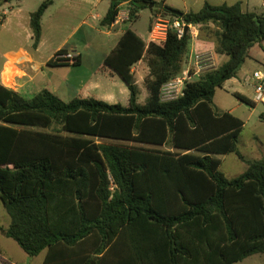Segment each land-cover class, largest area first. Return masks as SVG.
<instances>
[{"label": "trees", "instance_id": "16d2710c", "mask_svg": "<svg viewBox=\"0 0 264 264\" xmlns=\"http://www.w3.org/2000/svg\"><path fill=\"white\" fill-rule=\"evenodd\" d=\"M108 1L102 27L123 3L133 22L157 2ZM52 3L30 14L34 47ZM149 11L187 16L199 39L227 59L163 102L161 87L183 71L189 30L178 38L168 29L164 41L146 43L128 28L99 69L125 84L123 104L82 95L65 102L48 89L26 98L0 83V201L10 219L0 232L30 257L45 251L43 264H235L264 254V157L239 153L244 122L214 104L216 90L264 43V9L205 3L182 15L166 5ZM53 57L48 66H68ZM145 57L148 97L139 103L133 67ZM230 154L247 169L229 179L217 157Z\"/></svg>", "mask_w": 264, "mask_h": 264}, {"label": "rangeland", "instance_id": "374dc122", "mask_svg": "<svg viewBox=\"0 0 264 264\" xmlns=\"http://www.w3.org/2000/svg\"><path fill=\"white\" fill-rule=\"evenodd\" d=\"M103 11V6H100L94 10V13L102 14L104 13ZM164 18L168 19L169 17ZM150 19L154 21V17H151L150 11L144 9L139 12L138 19L133 20V22L136 21L132 24L133 26L128 25L133 30H136L146 42L149 37L148 27ZM83 21H85V25L81 24L78 26ZM69 25L63 33L64 39L69 36L64 50L67 53L80 55V63L74 66L58 67L59 69L54 71L55 80L60 79L62 82L57 96L65 102L70 101L78 95L97 96L103 100L105 99L103 95L109 93L114 96L110 100L111 103H125L128 98L125 84L118 77H110L99 70L103 65L105 57L115 47L119 37L114 35V32L108 35L105 30L99 29L97 21L93 20L91 16L81 18V15H78L71 17ZM194 43L195 41H190L189 51L184 57V71L188 70L190 74H194L196 70L194 56L196 54L199 56L198 65L201 67L200 72L216 68L222 63L212 53L205 51L206 49H193ZM54 47L52 49H55ZM52 49L47 50L45 55L50 54ZM250 54L251 56L245 60L236 77L227 81L222 89L216 90L214 104L218 110L227 111L245 123L237 148L245 159L256 160L264 155V147L260 144L264 143V118H260L264 114V103L256 102L254 107H250L241 103L234 96V93H240L254 101V78L252 74L255 71L264 72V46H253L250 49ZM223 58L227 59L225 56ZM200 72L193 75L189 82L197 80ZM133 75L139 91L138 102L144 103L148 97V91L144 83V79L148 75L147 57L142 59L140 65L133 70ZM94 85L96 86V90L93 88ZM253 150L257 152H251ZM217 158L220 161L219 170L229 179L237 177L247 169V164L238 159L235 154L219 156ZM8 223L9 216L0 202V226L7 225ZM8 244L6 248L9 255L18 264L36 263L43 256L42 253L35 259L28 256L12 239H8ZM235 264H264V254L252 255Z\"/></svg>", "mask_w": 264, "mask_h": 264}, {"label": "crops", "instance_id": "0c3cea01", "mask_svg": "<svg viewBox=\"0 0 264 264\" xmlns=\"http://www.w3.org/2000/svg\"><path fill=\"white\" fill-rule=\"evenodd\" d=\"M43 1L45 0H21L11 2L0 0V83L26 98H31L43 89H48L56 95L59 92L62 82L60 79L55 80L54 72L59 68L50 67L47 63L57 51L64 50V46L68 42L69 36L64 39L63 33L67 27L70 26L69 23L71 17H76L78 15H81V18L91 16L93 20L97 21L99 29L105 30L108 35L111 32H114V35L117 37H120L126 29L130 28L144 41L143 37L138 34L136 30L131 28L133 26L132 24L136 21L129 22V18L124 22L112 24L109 27H102L100 25V21L109 7L108 0H53V3L46 9L42 16L40 41L38 45L34 47L32 30L30 27V14L36 11ZM158 1L160 0H157V2ZM162 2L164 5L183 14L197 12L205 3L213 6H231L240 4L243 12L259 13L264 9V0H164ZM100 6H103L104 13H94V10ZM120 9L122 11H129L128 3H123L120 6ZM81 24L85 25V21L79 23L78 26ZM128 25H131V27ZM148 36L147 42L144 41L146 43L150 42L149 31ZM255 46L262 47L264 46V43L260 45L256 44ZM53 47L55 49H52ZM194 48L196 50L206 49L205 51L212 53L215 58L220 59V61H225L223 56H217L214 53V45L212 42L203 41L197 38L193 45V49ZM51 49V53L45 55L46 51ZM76 56L79 57L80 63V55ZM249 56H251L250 51ZM141 62L142 61H139L133 67V70L138 67ZM93 88L96 90L95 85ZM122 91L124 90L122 89ZM82 96L89 97L85 95ZM103 97L105 98L103 101L105 100L108 103H111L110 100L114 96L107 93L104 94ZM260 144L264 147V143ZM254 151L257 152L256 150L251 152ZM262 157H264V155H262ZM8 225L9 223L7 225H2L1 227L6 228ZM8 239L10 238H7L2 232H0V264H4V262H7L8 264H18L10 257L6 248V246L9 245ZM41 253L43 256L40 261L32 264H43L45 251ZM41 253L39 255H41ZM39 255L34 256V259L39 257Z\"/></svg>", "mask_w": 264, "mask_h": 264}, {"label": "built area", "instance_id": "2783aa9c", "mask_svg": "<svg viewBox=\"0 0 264 264\" xmlns=\"http://www.w3.org/2000/svg\"><path fill=\"white\" fill-rule=\"evenodd\" d=\"M129 18V11L119 10L115 21L113 24L121 23ZM186 23L178 19H166L161 14H156L154 16L153 26L150 31V41L155 43H160L165 40L166 33L168 29H172L176 32L178 38L182 37L184 34V27ZM188 30L191 36V41H195L198 37V30L196 26L188 24ZM78 56L72 53H65L61 55L54 56L55 61L61 63H66L68 65H73L76 63ZM195 72L190 74L187 70H183L179 75L172 78L170 81L165 83L160 90V98L163 102L172 101L177 99L179 96L183 95V89L187 82L190 81L193 75L200 72L201 67L199 64V56L196 54L194 56ZM201 73V72H200ZM254 78L253 90H254V102L264 103V72L255 71L252 74Z\"/></svg>", "mask_w": 264, "mask_h": 264}, {"label": "water", "instance_id": "95a60500", "mask_svg": "<svg viewBox=\"0 0 264 264\" xmlns=\"http://www.w3.org/2000/svg\"><path fill=\"white\" fill-rule=\"evenodd\" d=\"M164 4L162 1H158V2H155V3H152L148 6V9L151 10V9H161L163 8ZM175 14H178V15H182L180 12H174ZM185 23H186V26L184 27V32H187L188 31V24H189V19L188 17L186 16L185 17Z\"/></svg>", "mask_w": 264, "mask_h": 264}]
</instances>
